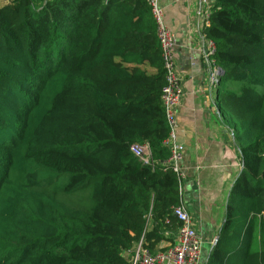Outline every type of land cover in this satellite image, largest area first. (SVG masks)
I'll return each mask as SVG.
<instances>
[{
    "label": "trees",
    "instance_id": "obj_1",
    "mask_svg": "<svg viewBox=\"0 0 264 264\" xmlns=\"http://www.w3.org/2000/svg\"><path fill=\"white\" fill-rule=\"evenodd\" d=\"M205 32L241 168L203 264H264V0H213ZM164 85L146 0H0V264H128L141 237L172 242Z\"/></svg>",
    "mask_w": 264,
    "mask_h": 264
},
{
    "label": "crops",
    "instance_id": "obj_2",
    "mask_svg": "<svg viewBox=\"0 0 264 264\" xmlns=\"http://www.w3.org/2000/svg\"><path fill=\"white\" fill-rule=\"evenodd\" d=\"M166 25L177 35V69L184 96L177 110V138L185 147L180 166L181 203L202 239L204 263L223 220L225 203L241 165L230 125L211 99L206 81L200 0H159ZM212 1V0H207ZM106 68V64H101Z\"/></svg>",
    "mask_w": 264,
    "mask_h": 264
},
{
    "label": "built area",
    "instance_id": "obj_3",
    "mask_svg": "<svg viewBox=\"0 0 264 264\" xmlns=\"http://www.w3.org/2000/svg\"><path fill=\"white\" fill-rule=\"evenodd\" d=\"M212 1H199L201 5L199 17L203 33L206 37L203 53L204 60L209 66L206 83L209 88L214 89L218 83L222 69L215 62V44L213 40L206 36L205 32V28L209 24V13ZM146 2L150 7L151 15L155 23V33L160 46L164 68L165 85L162 88L160 99L169 129L168 136L164 140V145L169 152L165 166L174 171L182 179L184 173L180 163L185 152V147L177 138L176 116L185 92L181 84L175 56L178 37L166 25L160 1L146 0ZM130 151L143 164L151 163L152 158L146 143L132 144ZM173 214L180 221V226L170 232L172 242L167 244L165 249L151 253L144 247L143 238L141 237L131 247L122 250V255L128 264H203L202 239L194 227L189 212L180 202L173 208Z\"/></svg>",
    "mask_w": 264,
    "mask_h": 264
},
{
    "label": "rangeland",
    "instance_id": "obj_4",
    "mask_svg": "<svg viewBox=\"0 0 264 264\" xmlns=\"http://www.w3.org/2000/svg\"><path fill=\"white\" fill-rule=\"evenodd\" d=\"M98 71H99V69H98ZM121 88H124L125 87V85H123V86H120ZM119 87V88H120ZM215 91L212 93V96H211V99L212 100H215ZM221 114L224 116V118H225V123H227L228 125H231V122H230V120H229V118L221 111Z\"/></svg>",
    "mask_w": 264,
    "mask_h": 264
},
{
    "label": "water",
    "instance_id": "obj_5",
    "mask_svg": "<svg viewBox=\"0 0 264 264\" xmlns=\"http://www.w3.org/2000/svg\"><path fill=\"white\" fill-rule=\"evenodd\" d=\"M215 97H217V92L215 91ZM216 239H214L213 244L215 243Z\"/></svg>",
    "mask_w": 264,
    "mask_h": 264
}]
</instances>
